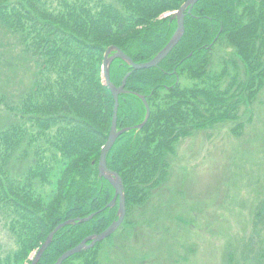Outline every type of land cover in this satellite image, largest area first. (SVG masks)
I'll return each instance as SVG.
<instances>
[{
    "label": "trees",
    "instance_id": "16d2710c",
    "mask_svg": "<svg viewBox=\"0 0 264 264\" xmlns=\"http://www.w3.org/2000/svg\"><path fill=\"white\" fill-rule=\"evenodd\" d=\"M185 1L0 0V28L35 66L30 85L19 93L7 95L0 85V114L10 121L0 127V219L15 242L14 249L0 254V264L30 263L29 253L58 224L95 213L90 221L54 234L38 262L53 264L116 218L117 206L106 207L114 189L97 172L114 106L101 77L103 54L115 45L135 62L151 60L176 25L159 15ZM223 44L230 46L233 64L223 60L215 68L213 57L205 56ZM12 67L9 62V74ZM129 71L116 59L111 80L119 85ZM14 79L7 75L3 85L16 86ZM263 88L264 0H198L185 14L178 44L157 66L134 70L118 99L117 129L142 122L146 109L139 95L150 108L142 129L123 132L107 154L108 167L124 184V223L168 180V156L181 138L217 122L233 123L231 132L240 136L245 122L238 120L239 109L251 105ZM255 208V223L264 224V200ZM101 243L62 264H98ZM251 249L255 264H264V250ZM246 251L244 244L225 252L226 264Z\"/></svg>",
    "mask_w": 264,
    "mask_h": 264
},
{
    "label": "rangeland",
    "instance_id": "374dc122",
    "mask_svg": "<svg viewBox=\"0 0 264 264\" xmlns=\"http://www.w3.org/2000/svg\"><path fill=\"white\" fill-rule=\"evenodd\" d=\"M174 12L164 11L158 18ZM211 57L215 68L223 60L225 64L229 61L228 66L233 64L228 44L217 47L213 56L207 53L205 60ZM9 62L13 63L12 74L8 73ZM34 71L17 41L0 28L2 90L7 95L15 89L19 93L30 85ZM7 75H13L16 86L14 81L3 85ZM261 92L251 105L247 102L239 109L238 120L245 122L240 137L231 132L233 123L217 122L178 142L174 154L168 156L166 185L154 188L149 201L135 207L126 223L96 248L98 264H226L225 252H236L244 244L246 253H235L229 264L256 263L251 248L264 250V224L255 223L257 210L253 212L264 200V88ZM9 122L2 112L0 127ZM14 248V239L0 219V254Z\"/></svg>",
    "mask_w": 264,
    "mask_h": 264
},
{
    "label": "water",
    "instance_id": "95a60500",
    "mask_svg": "<svg viewBox=\"0 0 264 264\" xmlns=\"http://www.w3.org/2000/svg\"><path fill=\"white\" fill-rule=\"evenodd\" d=\"M198 0H186L177 10V12H174L173 16L171 17V20L176 18L177 26L172 34L170 40L168 43L157 53L155 57H153L151 60L142 62V63H135L130 57H128L123 51H121L116 46H110L105 52L104 61H103V73H104V79L105 83L108 85L109 89L111 90L113 97H114V109H113V118H112V124L109 131V135L107 138V141L105 145L102 147L100 152V159L98 163V175L99 177H104L115 189V195L111 202L108 204V206H113L116 202V199L118 197L119 200V207L117 211L118 219L113 221L105 230H103L100 233L92 234L84 238L78 245L75 247L65 251L62 255H60L57 260L53 264H62V262L67 259L68 257L82 251L89 249L93 247L97 242L102 241L106 237H108L110 234H112L121 224L124 214H125V204H124V192H123V183L120 178V176L114 172L108 169L106 164V156L110 148L113 146L116 138L122 134L124 131L128 130L129 128H124L121 130H117L116 120H117V111H118V95L120 93L124 92V86L126 83V78L129 76L130 73L126 74L125 77L122 80V83L120 86L116 87L110 80V64L111 62L116 59L120 58L123 61H125L128 65H130L133 70L138 69H146L150 67H155L160 61H162L169 52L174 48V46L179 42L181 39L183 32H184V16L185 12L190 13L192 7L195 5V3ZM141 99L144 101V105L146 108V115L142 123L134 126L137 130H139L147 121L149 117V107L147 102L144 99V96H140ZM94 214L89 215L88 217L83 218H74L64 221L63 223H60L57 225L46 237L45 241L42 243L41 247L37 250L35 256L32 258V261L30 264H37L40 260L41 256L47 249V247L51 244L52 238L54 234L59 231L61 228L70 225V224H76V223H83L89 221Z\"/></svg>",
    "mask_w": 264,
    "mask_h": 264
},
{
    "label": "bare ground",
    "instance_id": "6f19581e",
    "mask_svg": "<svg viewBox=\"0 0 264 264\" xmlns=\"http://www.w3.org/2000/svg\"><path fill=\"white\" fill-rule=\"evenodd\" d=\"M170 38H171V37H170ZM169 40H170V39H169ZM179 41H180V40H179ZM167 43H168V42H167ZM177 44H178V43H177ZM177 44H176V45H177ZM176 45H175V46H176ZM175 46H174V47H175ZM52 239H53V238H52ZM80 252H81V251H80ZM80 252H78V253H80ZM76 254H77V253H76Z\"/></svg>",
    "mask_w": 264,
    "mask_h": 264
}]
</instances>
